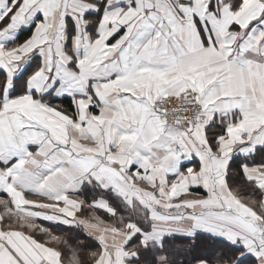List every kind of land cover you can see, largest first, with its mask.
I'll list each match as a JSON object with an SVG mask.
<instances>
[{"label":"snow or ice","instance_id":"obj_1","mask_svg":"<svg viewBox=\"0 0 264 264\" xmlns=\"http://www.w3.org/2000/svg\"><path fill=\"white\" fill-rule=\"evenodd\" d=\"M0 264H264V0H0Z\"/></svg>","mask_w":264,"mask_h":264}]
</instances>
